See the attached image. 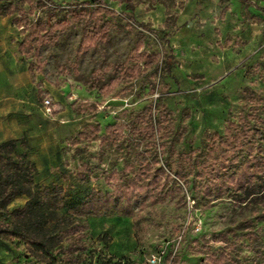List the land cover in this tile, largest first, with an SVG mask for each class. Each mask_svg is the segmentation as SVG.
Returning <instances> with one entry per match:
<instances>
[{
	"label": "rangeland",
	"instance_id": "rangeland-1",
	"mask_svg": "<svg viewBox=\"0 0 264 264\" xmlns=\"http://www.w3.org/2000/svg\"><path fill=\"white\" fill-rule=\"evenodd\" d=\"M21 1L25 12L31 5L35 10L20 19L24 28L14 26L10 39L22 45L18 58L30 63L31 108L18 138L26 141L39 187L57 184L67 195L111 191L106 179L112 171L138 170L147 160L157 167L154 150L162 165L167 156L161 145L168 142L175 152L205 148L208 134L238 122L252 96L264 97V0H249L248 6L220 0L215 10H203L198 0ZM48 19L49 25L61 23L49 27ZM184 20L192 24L178 32ZM171 34L167 44L162 36ZM140 42L149 53L172 49L170 74L153 71L152 60L126 72ZM150 115L153 150L133 129ZM96 124L101 138L80 136L84 126ZM83 162L89 177L78 181ZM176 186L180 192L159 203L140 206L145 193L136 195L138 230L131 217L90 218V236L110 238L97 249L122 264H151L154 257L156 264H264V191L207 199L178 181ZM0 258V264H37L10 241L0 240Z\"/></svg>",
	"mask_w": 264,
	"mask_h": 264
},
{
	"label": "trees",
	"instance_id": "trees-1",
	"mask_svg": "<svg viewBox=\"0 0 264 264\" xmlns=\"http://www.w3.org/2000/svg\"><path fill=\"white\" fill-rule=\"evenodd\" d=\"M23 3L21 0H0V16L9 17L11 25L24 28V25H20V19L35 8L31 5L25 12ZM49 23L50 19L47 20ZM60 23L55 21L49 27ZM27 24L38 25L29 20ZM162 38L167 40V36ZM21 47L20 44V52ZM143 47L140 42L135 53L129 56L132 64L126 72L140 70L142 62L147 68L148 61L152 60L156 63L153 71L165 69L167 74L171 73L174 58L171 48L149 53L142 51ZM172 79L178 83L174 76ZM262 97L256 99L252 96L248 100L249 109L240 113L238 122L229 121L223 133L208 134L205 148L175 152L168 142L170 145L167 148L166 143L161 145L165 149L163 154L167 156L162 165L154 150L153 162L157 167L147 160L146 165L138 170L124 167L120 171H112L106 179L112 184L108 192L87 188L67 195L64 188L57 184L39 187L36 183L38 171L24 149L25 139L1 142L0 240L21 244L25 254L37 264H122L120 260L106 257L97 249L99 243L107 246L110 238L105 233L92 238L89 219L131 217L138 230L135 198L139 192L145 193L139 203L141 206L142 203L163 202L174 191L180 192L177 181L188 193L199 191L207 199L233 195L251 197L256 191H264V181L260 180L264 176V137L259 136L264 134ZM158 100L153 104L155 108ZM144 117L141 127L134 126L133 129L142 133L145 140L148 138V146L153 150L156 147L155 127L151 115ZM100 131L98 124L86 125L80 136L99 139L102 137ZM160 132V127H157V133ZM85 170L87 174H84ZM129 172L132 178L126 176ZM88 177V164L83 162L79 167L78 181ZM191 180L194 181L192 185ZM169 183L173 184L172 188H166ZM20 197L26 199L24 204L10 209V204Z\"/></svg>",
	"mask_w": 264,
	"mask_h": 264
},
{
	"label": "crops",
	"instance_id": "crops-1",
	"mask_svg": "<svg viewBox=\"0 0 264 264\" xmlns=\"http://www.w3.org/2000/svg\"><path fill=\"white\" fill-rule=\"evenodd\" d=\"M219 2L220 0H198L199 7L203 10H206V7L209 8L208 10H215ZM229 2L235 5H249V0H229ZM263 10L264 8L261 10L264 13ZM191 24L186 23L185 20L182 21L180 24L182 28L178 32H183L186 29L185 26ZM13 29H15L14 26L8 23L7 18L0 16V143L16 139L24 134L25 116L31 108L29 103L32 92L30 68L26 61L18 58V48L15 43L10 42L13 38ZM174 35H169L167 39ZM174 43L176 42L172 44ZM9 51L12 55L10 60H7L6 54Z\"/></svg>",
	"mask_w": 264,
	"mask_h": 264
},
{
	"label": "built area",
	"instance_id": "built-area-1",
	"mask_svg": "<svg viewBox=\"0 0 264 264\" xmlns=\"http://www.w3.org/2000/svg\"><path fill=\"white\" fill-rule=\"evenodd\" d=\"M49 101L48 100H45L44 101V108L46 109L47 112H49ZM150 263L151 264H156L157 263V258L154 257L153 259L150 260Z\"/></svg>",
	"mask_w": 264,
	"mask_h": 264
}]
</instances>
